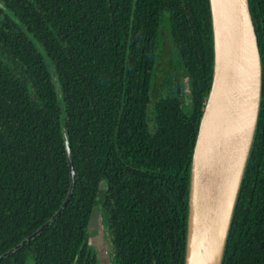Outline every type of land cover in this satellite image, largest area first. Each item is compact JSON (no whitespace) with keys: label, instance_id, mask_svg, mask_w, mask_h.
Here are the masks:
<instances>
[{"label":"trees","instance_id":"trees-1","mask_svg":"<svg viewBox=\"0 0 264 264\" xmlns=\"http://www.w3.org/2000/svg\"><path fill=\"white\" fill-rule=\"evenodd\" d=\"M248 4L260 105L221 264H264V0ZM161 23L179 66L163 79ZM212 39L209 0H0V264H95L94 206L116 264H183ZM63 130L73 185L51 219L70 185Z\"/></svg>","mask_w":264,"mask_h":264},{"label":"water","instance_id":"water-1","mask_svg":"<svg viewBox=\"0 0 264 264\" xmlns=\"http://www.w3.org/2000/svg\"><path fill=\"white\" fill-rule=\"evenodd\" d=\"M209 7L212 78L191 154L183 264H221L260 105L261 61L248 0H209ZM63 140L70 185L51 219L66 204L73 185L74 169L64 130ZM87 228L92 233L88 243L95 249L96 264H110L102 214L96 206Z\"/></svg>","mask_w":264,"mask_h":264},{"label":"rangeland","instance_id":"rangeland-1","mask_svg":"<svg viewBox=\"0 0 264 264\" xmlns=\"http://www.w3.org/2000/svg\"><path fill=\"white\" fill-rule=\"evenodd\" d=\"M164 21V19H163ZM158 68L156 70V74L158 77H161L163 79L164 72L162 71L163 68H171L175 67V70H178V58L175 59V49L171 45L167 31H166V25L161 23V31L158 37ZM170 59V60H169ZM172 65V66H170ZM161 88V86H160Z\"/></svg>","mask_w":264,"mask_h":264},{"label":"flooded vegetation","instance_id":"flooded-vegetation-1","mask_svg":"<svg viewBox=\"0 0 264 264\" xmlns=\"http://www.w3.org/2000/svg\"><path fill=\"white\" fill-rule=\"evenodd\" d=\"M103 220V223H104V233H105V236L107 238V242H108V251H109V260H110V264H116L115 261L113 260V257H112V253H111V246H110V241H109V232H108V229L106 227V220H105V216L104 218H102ZM89 234H92L90 231H89ZM92 249L94 250V255H95V249L94 247L92 246ZM96 257V256H95ZM97 263V258H96V261H95V264Z\"/></svg>","mask_w":264,"mask_h":264},{"label":"bare ground","instance_id":"bare-ground-1","mask_svg":"<svg viewBox=\"0 0 264 264\" xmlns=\"http://www.w3.org/2000/svg\"><path fill=\"white\" fill-rule=\"evenodd\" d=\"M232 122V121H231ZM231 122H229V126L231 125Z\"/></svg>","mask_w":264,"mask_h":264}]
</instances>
